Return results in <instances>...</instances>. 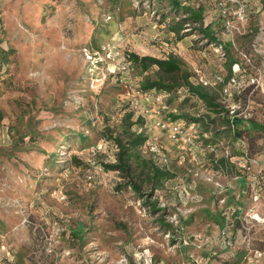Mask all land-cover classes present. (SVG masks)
I'll list each match as a JSON object with an SVG mask.
<instances>
[{"label":"rangeland","instance_id":"1","mask_svg":"<svg viewBox=\"0 0 264 264\" xmlns=\"http://www.w3.org/2000/svg\"><path fill=\"white\" fill-rule=\"evenodd\" d=\"M207 1L199 4L223 58L171 0H0V264L83 255L132 264L134 252L154 264L186 263L189 254L202 264L212 252L214 264H245L242 247L222 248V231L264 249V224H249L264 213V132L251 155L229 121L235 105L264 125V0H250L259 8L235 36L222 33L218 0ZM131 52L176 57L192 80L195 70L227 78L239 69L243 90L206 89L213 109L184 88L155 101L137 89L168 79L129 64ZM162 123L192 125L200 137L173 142ZM134 133L161 144L159 156L131 147L128 173L108 169L119 165L115 138L127 146ZM153 167L168 174L160 186Z\"/></svg>","mask_w":264,"mask_h":264},{"label":"trees","instance_id":"2","mask_svg":"<svg viewBox=\"0 0 264 264\" xmlns=\"http://www.w3.org/2000/svg\"><path fill=\"white\" fill-rule=\"evenodd\" d=\"M195 4H192L189 1V5H183L180 1L178 0H171L172 7H174L175 11L182 10V13L185 14L189 12V17H183L188 20L195 21L199 24L200 28L199 30L203 33L204 37L209 40L210 43H215V46L213 50L216 51V47L221 45L222 46V55L218 54V57H225L226 52L224 51V47L222 43L220 42L219 36H216V33L213 31L212 28H210V25L213 24L212 18L209 21H205L206 19L204 18L202 14V6L201 4L205 3L207 0H194ZM195 8V9H194ZM222 21V19H221ZM223 27V25H222ZM173 30H178L177 28H173ZM257 32V27H254L251 29L250 33H243L241 35L242 39L249 40L251 37H253ZM250 45V42H249ZM225 48L226 47H231V43H224ZM129 64H134L135 67L139 66L141 71H147L150 70L151 67L156 68L157 71H159L162 75L167 77L168 81H165L163 76L159 75L156 79H149L146 80L140 89L146 90V91H159V92H167L170 93L171 95L176 94V91L179 89L186 90L185 93L188 95L194 94L197 97L201 98L206 106L208 108H212L217 106V103L214 102L213 97L207 92V88L203 85H201L196 77L194 79H190V73L187 70L182 69L181 62L178 60L176 57L173 56H168V57H156L153 55H139L135 52H131L127 54V60ZM238 59L233 58L230 60V65L233 63V65H238ZM180 72V80L176 79V75ZM214 72H220L222 73L221 69L215 70ZM242 75L243 73L240 72ZM223 74V73H222ZM224 75V74H223ZM232 75V74H231ZM229 75V77L231 76ZM236 75H239L237 72ZM225 76V75H224ZM244 77V75H243ZM228 78V77H227ZM226 79V78H225ZM184 93V94H185ZM141 117H138V121L142 122L140 119ZM230 123L233 128V134L234 136L239 139V140H245L248 142L251 155L253 153L259 151V147L256 144V141L260 136L256 135V133H261L264 132V125L258 123L255 120H245L243 118L237 117L236 115L233 117L232 120H230ZM147 137L143 133L138 134L134 133L131 134L129 137V142L127 146H124L121 144L120 140L118 138H115V141L117 142V147H119V156H118V162L119 165H109L107 166L108 169L110 170H121L125 173H128V170L130 169V166L125 162V159L128 158L129 151L132 148H139L142 149ZM153 177L155 178V186H160V180L163 178H166L168 175L166 172H163L155 167H153ZM134 188L135 185H134ZM137 189V188H136ZM243 252H240L237 257L238 261L242 257Z\"/></svg>","mask_w":264,"mask_h":264},{"label":"built area","instance_id":"3","mask_svg":"<svg viewBox=\"0 0 264 264\" xmlns=\"http://www.w3.org/2000/svg\"><path fill=\"white\" fill-rule=\"evenodd\" d=\"M249 9H250L249 0H218L216 3V11H217L216 14L222 19V25H223L222 33L231 34L233 36L241 34L245 29V23ZM216 51L222 55V46L221 45L217 46ZM235 66H237V64ZM237 72L239 73V75H236V72H234L230 77L225 79V76L220 72H213L211 74V77L207 78L205 75L200 74L198 70H195V77L201 85L207 88H215L216 86L220 85L223 96L229 97L231 96L233 90L236 92L243 90V84H242L243 75L240 73L239 69H237ZM251 81H253V79H251ZM137 90L140 91V93L145 94L147 98L152 97V99L155 101H160L163 98H166L167 96H171V94L167 92H159L153 90L146 91L140 88ZM235 108L236 106L232 105V108L230 110L229 121L232 120L235 115L237 117L242 118L239 111L236 110ZM160 129L163 132L167 131L169 134V139L176 143H178L180 139L188 141L190 140V138L198 140L200 137L197 131L193 130L192 125L185 128L184 126L181 125L176 127L175 123H171V124L162 123ZM142 148L144 150L150 151L153 157H156L159 156L158 155L159 149L162 148V145L159 144V148H158L155 139L153 140L146 139ZM226 153L227 152H225V154ZM258 216H259L258 214L257 215L253 214L252 216L249 217L250 227H254V228L255 226L262 227V224H264V217L263 216L258 217ZM228 234L229 233L227 231H222L219 234L222 248L232 249L236 247H242L244 251L243 253H244L245 264H264V250H259L258 248H254L253 244H251L249 241H247L242 245L241 244L237 245L235 243V237L231 238L228 236ZM43 246L42 244H40L38 245L37 249L40 250V248ZM48 253L50 254V250H48ZM6 255H8V253ZM59 256L62 258V254H59ZM188 258L189 261L182 264H200V262H198L197 258L193 254H189ZM213 258H216L214 252L209 254L202 264H214L212 261ZM37 261L38 258L36 259V263ZM153 261L154 260L152 256H149L146 253L134 252L132 254V260H131L132 264H154ZM37 264H46V261L42 260L39 261ZM72 264H92V263L89 261V258L87 256L83 255L82 257L75 256L72 260ZM117 264H130V263H128L127 260L121 259ZM215 264H223V263H215Z\"/></svg>","mask_w":264,"mask_h":264},{"label":"crops","instance_id":"4","mask_svg":"<svg viewBox=\"0 0 264 264\" xmlns=\"http://www.w3.org/2000/svg\"><path fill=\"white\" fill-rule=\"evenodd\" d=\"M254 1V0H253ZM206 2H208V1H206ZM255 2V1H254ZM209 3V2H208ZM256 3V2H255ZM254 3V4H255ZM213 5L215 6V3H213ZM249 6H250V9H249V11H248V13H247V16H249L248 14H250V13H253V12H256V10H258V8L259 7H257V6H254V7H252V5H251V2H250V0H249ZM252 8H254V10L252 9ZM250 12V13H249ZM217 32V31H216ZM261 214V216H263L264 217V213H260ZM259 250H264L263 248H258Z\"/></svg>","mask_w":264,"mask_h":264}]
</instances>
